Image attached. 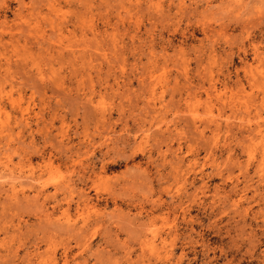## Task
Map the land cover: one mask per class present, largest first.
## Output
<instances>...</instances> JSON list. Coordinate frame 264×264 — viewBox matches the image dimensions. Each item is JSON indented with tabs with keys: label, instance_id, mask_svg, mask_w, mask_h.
Wrapping results in <instances>:
<instances>
[{
	"label": "rangeland",
	"instance_id": "rangeland-1",
	"mask_svg": "<svg viewBox=\"0 0 264 264\" xmlns=\"http://www.w3.org/2000/svg\"><path fill=\"white\" fill-rule=\"evenodd\" d=\"M0 264H264V0H0Z\"/></svg>",
	"mask_w": 264,
	"mask_h": 264
}]
</instances>
